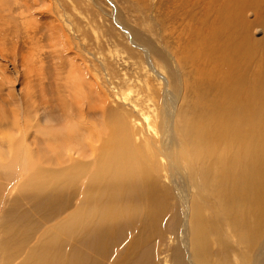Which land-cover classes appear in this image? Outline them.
Masks as SVG:
<instances>
[{
  "label": "rangeland",
  "instance_id": "1",
  "mask_svg": "<svg viewBox=\"0 0 264 264\" xmlns=\"http://www.w3.org/2000/svg\"><path fill=\"white\" fill-rule=\"evenodd\" d=\"M224 1L0 0V144L16 150L8 166H1L5 156L0 161V264H115L117 252L126 256L130 249L131 264L134 254L149 264H179L187 255L189 199L176 188L188 174L179 125L195 116L197 95L207 92L205 76L245 77L251 84L264 73V20L256 7L246 8L243 28L209 43L213 53L204 57L207 48L195 41L204 24L224 16ZM122 114L135 131L133 144L153 151L159 183L173 193L164 234L161 228L140 240L138 230L119 223L105 252L94 225L73 214L96 171L109 120ZM94 127L98 137L89 133ZM188 128L195 133V122ZM55 150L62 164L83 163L76 181L44 183L22 168L23 152L47 165L57 160ZM192 186L187 197L196 192Z\"/></svg>",
  "mask_w": 264,
  "mask_h": 264
},
{
  "label": "bare ground",
  "instance_id": "2",
  "mask_svg": "<svg viewBox=\"0 0 264 264\" xmlns=\"http://www.w3.org/2000/svg\"><path fill=\"white\" fill-rule=\"evenodd\" d=\"M249 6L262 11L264 20V0L224 1V16L204 24V30L195 36V41L201 38L207 48L203 49L204 57L205 52L213 53L209 43L225 38L226 30L246 25L245 13ZM222 52L225 49L221 48L218 54ZM238 55L243 57L242 52ZM203 85H207V92L197 95L195 116L191 121L185 119L179 125V128H184L181 135L184 146L179 154L187 164L188 174L182 178V182L177 183L176 188L183 200L189 199V214L187 221H184L189 233L183 244L189 252L181 255L179 264H264V73L260 80L256 75L255 82L251 84L247 83L245 77L237 80L229 75H209L205 76ZM23 108L19 113L24 123L26 107ZM109 121L113 124L100 144L102 147L96 157V171L90 178L83 202L73 214L78 221L83 220L88 226L94 225L95 244L104 251V247L112 244L116 229H122L119 223H124L129 231L138 230L140 240L146 241L161 228L164 234L162 220L173 193L159 183L160 166L157 163L155 169L150 161L153 151L140 149L133 144L135 131L133 133L128 129L124 114ZM192 122H195V133L188 128ZM70 128L67 130L70 131ZM89 133L98 137L99 130L94 127ZM3 139L6 140V137ZM15 151L12 143L7 147L0 144V161L5 156L1 166H8ZM55 156L57 160L50 159L46 161L47 165L28 158L26 151L19 159L22 168L30 169L31 176L38 181L58 182L62 178L76 181L77 170L80 172L83 169V163L79 167L76 164L78 160L71 161L69 165L62 164L57 150ZM54 162L59 165L58 168L52 167ZM192 185L196 192L187 197ZM37 186L40 187V184ZM178 217L182 223L183 216ZM131 250L126 256L117 252L115 264H131ZM133 258L132 264H149V261H135L136 258Z\"/></svg>",
  "mask_w": 264,
  "mask_h": 264
}]
</instances>
